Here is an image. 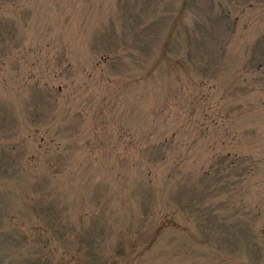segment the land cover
Wrapping results in <instances>:
<instances>
[{
    "label": "rangeland",
    "instance_id": "374dc122",
    "mask_svg": "<svg viewBox=\"0 0 264 264\" xmlns=\"http://www.w3.org/2000/svg\"><path fill=\"white\" fill-rule=\"evenodd\" d=\"M0 264H264V0H0Z\"/></svg>",
    "mask_w": 264,
    "mask_h": 264
}]
</instances>
